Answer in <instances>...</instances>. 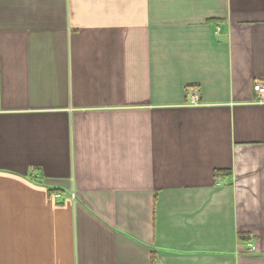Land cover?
Segmentation results:
<instances>
[{
  "label": "crops",
  "instance_id": "1",
  "mask_svg": "<svg viewBox=\"0 0 264 264\" xmlns=\"http://www.w3.org/2000/svg\"><path fill=\"white\" fill-rule=\"evenodd\" d=\"M255 81L264 0H0V264H264Z\"/></svg>",
  "mask_w": 264,
  "mask_h": 264
},
{
  "label": "built area",
  "instance_id": "2",
  "mask_svg": "<svg viewBox=\"0 0 264 264\" xmlns=\"http://www.w3.org/2000/svg\"><path fill=\"white\" fill-rule=\"evenodd\" d=\"M253 89L258 97L259 102H264V83L261 81H255L253 84ZM198 96L197 94H191L189 97V104H198ZM55 196H60L59 194H55ZM74 194L72 193V197Z\"/></svg>",
  "mask_w": 264,
  "mask_h": 264
},
{
  "label": "trees",
  "instance_id": "3",
  "mask_svg": "<svg viewBox=\"0 0 264 264\" xmlns=\"http://www.w3.org/2000/svg\"><path fill=\"white\" fill-rule=\"evenodd\" d=\"M223 174H229V172L226 171V170H220V169H216L214 171V176L215 177H219V176H221ZM239 238L242 239V240H245V239L248 240L249 239V237H246L245 235H243V233H239Z\"/></svg>",
  "mask_w": 264,
  "mask_h": 264
}]
</instances>
